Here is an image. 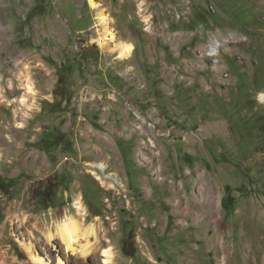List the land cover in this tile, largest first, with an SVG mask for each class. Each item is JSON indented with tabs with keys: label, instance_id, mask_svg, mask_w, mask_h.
Returning a JSON list of instances; mask_svg holds the SVG:
<instances>
[{
	"label": "rangeland",
	"instance_id": "374dc122",
	"mask_svg": "<svg viewBox=\"0 0 264 264\" xmlns=\"http://www.w3.org/2000/svg\"><path fill=\"white\" fill-rule=\"evenodd\" d=\"M95 1L0 0V264H37L29 247L50 264H264V0ZM67 215L88 255L50 240Z\"/></svg>",
	"mask_w": 264,
	"mask_h": 264
},
{
	"label": "bare ground",
	"instance_id": "6f19581e",
	"mask_svg": "<svg viewBox=\"0 0 264 264\" xmlns=\"http://www.w3.org/2000/svg\"><path fill=\"white\" fill-rule=\"evenodd\" d=\"M89 4L92 8H97L99 7V4L95 0H89ZM140 4V10H142L143 2L139 3ZM98 18L102 23H107L109 20V15L100 12L98 14ZM106 33L105 35L100 38L99 43L101 46L106 47L110 44L113 45V49H117L119 51V57L122 59H127L132 56L133 50H134V45L131 42L128 41H120L117 34L110 30L105 28ZM221 44V41L219 39H216L213 44L211 45L210 48V54H215L219 51V46ZM20 77L24 82V88L25 92L23 94V97L21 99L23 104H28L30 100V96L36 95V90H35V85L33 78L30 76L29 73L24 74L20 73ZM264 98V95H262ZM30 104H28L29 106ZM178 204H180L178 202ZM75 205L80 211L81 214H85L86 208L84 204L82 203L81 196H78ZM95 226L93 224L89 225L87 227V234H93L94 233ZM57 235L61 238L63 241L66 249L68 251H71L73 253L80 252L82 255H88L90 252V247L87 245H82L81 243V237L83 233H81V227L78 222V220L70 215H67L58 225H57V231L56 234L54 233L53 235H49L50 240L54 238V236ZM29 252L32 260L37 263V264H50L49 259L43 257L42 255L36 254V252L33 250L32 247H29ZM103 255L105 257L104 262L105 263H112L115 254L112 248H106L103 252ZM57 264H64V260L59 257Z\"/></svg>",
	"mask_w": 264,
	"mask_h": 264
},
{
	"label": "trees",
	"instance_id": "16d2710c",
	"mask_svg": "<svg viewBox=\"0 0 264 264\" xmlns=\"http://www.w3.org/2000/svg\"><path fill=\"white\" fill-rule=\"evenodd\" d=\"M35 11L38 10H34L33 12H31L29 18H32L35 13ZM41 12V11H38ZM62 68V66H61ZM61 78H59V83H61ZM67 99V98H66ZM69 99V97H68ZM62 180H54V181H49L48 184H46L45 186H42L39 188L38 192H37V198H38V203L39 205H41L43 208L47 209L50 207L54 206V202H55V197L58 193V188L59 185L62 184L61 182ZM11 185V180H6L5 178H3L0 175V188L4 189L7 186ZM225 195L223 196V200H222V206L224 208V210L226 211V214L229 215L232 213L235 205H236V196L233 194V189L230 185H227L225 187ZM129 245L125 244L124 245V251L126 254L128 255H132L134 256V253L129 251Z\"/></svg>",
	"mask_w": 264,
	"mask_h": 264
}]
</instances>
